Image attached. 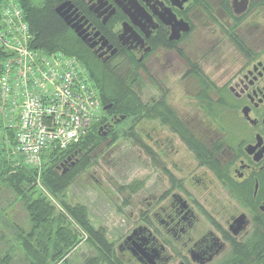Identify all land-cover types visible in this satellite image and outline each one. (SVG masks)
Wrapping results in <instances>:
<instances>
[{
  "label": "flooded vegetation",
  "instance_id": "flooded-vegetation-1",
  "mask_svg": "<svg viewBox=\"0 0 264 264\" xmlns=\"http://www.w3.org/2000/svg\"><path fill=\"white\" fill-rule=\"evenodd\" d=\"M71 2L77 10L62 20L93 62L115 77H145L162 91L145 102L148 109L164 97L156 74L167 68L179 76V106L189 109L183 114L165 99L183 134L205 148L199 157L161 118L144 119L143 136L158 149L145 143L144 152L159 173L143 199L148 213L112 247L115 258L122 264H260L264 0ZM158 124L172 137L155 136Z\"/></svg>",
  "mask_w": 264,
  "mask_h": 264
},
{
  "label": "trees",
  "instance_id": "trees-1",
  "mask_svg": "<svg viewBox=\"0 0 264 264\" xmlns=\"http://www.w3.org/2000/svg\"><path fill=\"white\" fill-rule=\"evenodd\" d=\"M6 0H0V8ZM21 6L25 20L31 34V46L46 52L61 51L69 56L78 58L85 66L90 78L95 83L103 108V117L94 122L87 133L76 143L66 149L51 148L42 154L41 168L28 167L15 163L7 156L6 148L0 146V174L6 176L12 191L25 203L26 212L32 224L27 235L17 233L25 252L24 264H52L62 261L65 252L72 249L76 241L75 234L65 225L55 213V205L51 203V196H58L70 185V183L90 165L94 164L97 152L104 144L106 138L115 140L119 137V130L109 131L105 136L100 125L107 124V114L116 124L131 119L133 127H139L146 117L161 118L162 123L167 124L171 131L178 132L187 141L191 149L200 154L205 150L194 141H189L184 135L182 127L175 122V113L164 97L159 104L151 109L141 99L134 89L139 79H125L113 76V74L96 64L83 51L79 39L65 25L62 18L56 13L55 8L68 0H15ZM71 1V0H70ZM6 57V52L0 49V65ZM107 106L106 109L104 107ZM106 114V115H104ZM105 116V117H104ZM109 122H111V119ZM186 134V132H185ZM13 135L10 133V139ZM1 145V143H0ZM145 150L146 145L142 143ZM123 190L129 187H120ZM36 189L39 195H35ZM35 195V196H34ZM63 209L68 213L88 235V242L92 245L97 255L84 261L83 264H122L116 258L109 242L102 230H96L88 222L86 208L73 207L62 202ZM61 215H64L62 213ZM259 263L264 264V253L259 257ZM9 255L0 259V264H11Z\"/></svg>",
  "mask_w": 264,
  "mask_h": 264
},
{
  "label": "rangeland",
  "instance_id": "rangeland-1",
  "mask_svg": "<svg viewBox=\"0 0 264 264\" xmlns=\"http://www.w3.org/2000/svg\"><path fill=\"white\" fill-rule=\"evenodd\" d=\"M204 64L202 63L201 67L207 71L208 68ZM155 80L163 89L164 98L168 99L173 108L179 110V105L184 102L179 94V76L165 68L156 74ZM133 87L144 102L162 96L159 87L145 77L140 78L138 84ZM188 109L189 107L186 106L180 111L184 114ZM107 117L111 119L108 114ZM107 117L105 118L109 123ZM131 125V119L115 124L112 130L116 128L121 130L119 137L115 140L106 138L97 152L94 164L79 174L62 194L50 198L51 203L55 205L56 215H60L58 219L61 220L62 225L68 227L76 236L75 246L63 255L62 260L65 258L67 264H83L86 259L96 256L97 251L89 244L85 229L65 212L62 202L73 207L86 208L88 222L94 229L102 230L114 247L131 226L140 225L142 217L148 213L143 199L147 195L148 186L153 183L159 171L153 165L150 166L141 144L150 143L152 150L158 149L152 145V142L147 143L143 136L142 131L147 127V123H141L139 127L132 129ZM155 126L157 127L155 136L165 134L172 137L167 127H161L159 124ZM103 132L105 136L109 133L107 129ZM214 138L213 136L212 139ZM179 146L182 156H189L186 158L189 161L190 154H187L184 145L179 143ZM3 170L2 167L0 172L2 173ZM123 186L130 189L123 190L120 188ZM36 190L35 195H39L38 189ZM23 204L25 205L24 201L19 200L10 188L6 176L0 174V259L9 255L11 264H24L25 261V252L17 233L27 235L32 224ZM62 213L64 215H61ZM52 264L63 263L59 260Z\"/></svg>",
  "mask_w": 264,
  "mask_h": 264
},
{
  "label": "built area",
  "instance_id": "built-area-1",
  "mask_svg": "<svg viewBox=\"0 0 264 264\" xmlns=\"http://www.w3.org/2000/svg\"><path fill=\"white\" fill-rule=\"evenodd\" d=\"M31 40L21 6L6 0L0 8V49L6 52L0 65V146L15 163L41 168L44 152L76 143L103 117V108L78 58L33 48Z\"/></svg>",
  "mask_w": 264,
  "mask_h": 264
},
{
  "label": "water",
  "instance_id": "water-1",
  "mask_svg": "<svg viewBox=\"0 0 264 264\" xmlns=\"http://www.w3.org/2000/svg\"><path fill=\"white\" fill-rule=\"evenodd\" d=\"M72 9H73L72 13H74L77 10L76 8H74V4L68 0V1H65V2L59 4L55 8V11L61 18L66 20L67 19L66 15L69 14V11H71ZM75 32L77 33V35H79V36L81 35L79 32V27H77L75 29ZM106 108H107V106L104 107V109H106ZM99 129H102V127H100Z\"/></svg>",
  "mask_w": 264,
  "mask_h": 264
}]
</instances>
